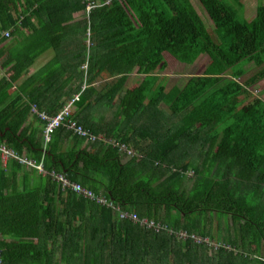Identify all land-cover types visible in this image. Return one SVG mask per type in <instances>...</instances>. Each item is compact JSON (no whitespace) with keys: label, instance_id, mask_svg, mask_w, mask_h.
I'll list each match as a JSON object with an SVG mask.
<instances>
[{"label":"trees","instance_id":"trees-1","mask_svg":"<svg viewBox=\"0 0 264 264\" xmlns=\"http://www.w3.org/2000/svg\"><path fill=\"white\" fill-rule=\"evenodd\" d=\"M95 1L86 18L87 0H0V144L93 194L18 186L24 164L0 163L3 264H264V99L243 100L264 79V2L246 20L242 0H198L209 31L191 0ZM165 52L209 62L169 86ZM75 94L66 119L141 156L63 125L44 142L31 105Z\"/></svg>","mask_w":264,"mask_h":264},{"label":"built area","instance_id":"built-area-1","mask_svg":"<svg viewBox=\"0 0 264 264\" xmlns=\"http://www.w3.org/2000/svg\"><path fill=\"white\" fill-rule=\"evenodd\" d=\"M107 1H105V3H107ZM101 2H97L95 0H87L86 5H85V9H84V15L86 18L89 17V12L91 10V8L100 5ZM1 36L4 37H8L9 36V30H5L1 33ZM78 97V95H75L73 97V99H71L70 101H68L55 115H47L44 112L38 111L36 109V107L32 104L31 105V111L33 113H35L40 119L45 121V125L43 128V137H44V142H47L49 140L50 137V133L53 131L54 128L63 125L66 128H68L69 130H71L73 133L80 135L82 137H86L88 140L90 141H94L96 139H100L112 146H117L118 149L121 152L126 153L129 156H135L137 155L138 157H140L141 155H139L138 153H136L132 148L127 147L124 144L119 143L118 141L115 140H111V139H107L105 137H103L102 135H96L92 132H90L89 130L83 128L80 124H78L74 119L71 118H67V116H69L70 114V108H71V103L73 102V100H76ZM0 153L2 155L3 158H13L17 161H19L22 164H26L30 167L35 168L39 173H41L42 175H48L51 179H53L54 181H56L58 184H60L61 188H67L72 190L73 192L77 193V194H81L84 197H88V198H92L93 194L89 189H86L84 187H82L80 184L76 183V182H72L70 180H68L62 173H58L55 172L54 170H46L43 167L42 164V157L41 160L36 162L32 159H28V158H24L19 156L16 152H14L11 149L6 148L4 145L0 144ZM97 201L104 203V199L101 198H97ZM120 216H125L130 218L134 223L138 224L139 226H145V227H152L155 226L156 229H158L157 225L154 224L151 220H147L145 218H138L134 213H120ZM168 233H174L175 235H178L181 238H186L188 236V234L186 232H182V231H171L168 230ZM193 239L195 240H201L198 237L193 236ZM0 264H3V260L1 258V254H0Z\"/></svg>","mask_w":264,"mask_h":264},{"label":"rangeland","instance_id":"rangeland-1","mask_svg":"<svg viewBox=\"0 0 264 264\" xmlns=\"http://www.w3.org/2000/svg\"><path fill=\"white\" fill-rule=\"evenodd\" d=\"M192 4L196 8L197 12L199 15L203 18L204 23L209 31H211L212 24L207 19V15L205 14L204 10L202 9L201 5L199 4L198 0H191ZM243 2V15L246 20H250L254 15H255V9L256 6L264 2V0H242ZM76 18H80V16L76 15ZM89 30V29H88ZM89 35V34H88ZM52 56V52H47L46 54L43 55L42 58H38L34 61V65H37L38 63H41L42 61H46L49 57ZM209 62V57L205 53H201L193 63L191 64H182L175 60L172 56H170L168 53L163 54V59H162V67L158 69L160 72V75H162V78H166V85L173 84H179L182 81H184L189 75H198L201 74L204 70V67L206 64ZM1 67V65H0ZM85 67V66H84ZM134 71V70H133ZM251 72V68L246 72V74L241 78L242 79L249 75ZM6 76L8 73L5 74ZM136 79V76H134V73H131L126 86L129 88L134 85V80ZM240 81V80H239ZM169 83V84H168ZM250 95L247 97H244V103H249L252 98L254 97H260L261 99H264V79L258 81L255 85L251 86L248 88ZM12 94L10 93L7 97V100L11 98ZM6 100V101H7ZM4 101V103L6 102ZM215 218V217H214ZM215 221L214 219L213 223L215 226ZM213 226V227H214Z\"/></svg>","mask_w":264,"mask_h":264},{"label":"crops","instance_id":"crops-1","mask_svg":"<svg viewBox=\"0 0 264 264\" xmlns=\"http://www.w3.org/2000/svg\"><path fill=\"white\" fill-rule=\"evenodd\" d=\"M79 16H80V14H79ZM44 61H42L41 63H38L37 65H32V66H30V68H29V70H28V73H32V72H34L35 70H37L38 68H40L42 65V63H43ZM85 65H83L82 67H84ZM2 68L0 67V70H1ZM8 69V67L6 68V70ZM128 81V80H127ZM13 89H14V87H13ZM75 95H78V94H75ZM74 95V96H75ZM12 96H14V94L12 93ZM11 96V97H12ZM73 96V97H74ZM73 97H72V99H73ZM7 100V98L5 99V101ZM71 100V99H70ZM69 100V101H70ZM7 101H9V100H7ZM6 101V102H7ZM5 102V103H6ZM4 102H3V104H5ZM2 104V105H3ZM4 145V144H3ZM7 148V147H6ZM9 149V148H8ZM12 150V149H11ZM19 156H21V157H24V158H26V156L25 155H23V154H18ZM28 159H31V158H28ZM33 160V159H32ZM0 163H1V166H7V165H9V164H7L8 163V160L6 159V158H3L2 157V155H1V153H0ZM34 169V170H33ZM8 170H10V168L8 169ZM20 174V175H19ZM19 174H17L18 175V178H17V182H18V186H21V185H23V184H27L28 185V187H31V186H34V185H37L38 183H39V178L40 177H44L45 175H42L41 173H39L35 168H33V167H30V166H28V165H26V164H24L23 165V167H22V170H21V172L19 173Z\"/></svg>","mask_w":264,"mask_h":264}]
</instances>
